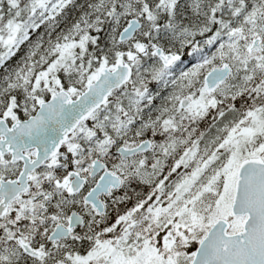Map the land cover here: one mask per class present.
Segmentation results:
<instances>
[{
    "label": "snow or ice",
    "instance_id": "6c2138e0",
    "mask_svg": "<svg viewBox=\"0 0 264 264\" xmlns=\"http://www.w3.org/2000/svg\"><path fill=\"white\" fill-rule=\"evenodd\" d=\"M42 26L0 81V264H264V0H0V65Z\"/></svg>",
    "mask_w": 264,
    "mask_h": 264
},
{
    "label": "trees",
    "instance_id": "16d2710c",
    "mask_svg": "<svg viewBox=\"0 0 264 264\" xmlns=\"http://www.w3.org/2000/svg\"><path fill=\"white\" fill-rule=\"evenodd\" d=\"M76 2H77V4H83V3H85V0H76ZM63 15L65 17V23H62L61 27L62 28H66V27H68L70 25V23L72 21H74L77 18L78 12L71 5H69L65 9ZM39 36H43L45 42L48 40V36L45 35L43 26L41 27V29H39L37 31V33L30 34L29 40L25 41V43L22 44L19 49H14V51L16 52L15 56H12V57L8 58L7 60H5L3 65H0V81H2L6 76L13 75L14 72L16 70H18V67H23V57L27 54L31 44L34 43ZM54 39H55V36H53V40ZM44 46L47 47V44L45 43ZM207 51L210 54L212 51H214V49H208ZM37 59H38V57H37ZM190 59H193V58L192 57H188L189 67H192V65L196 62V60L195 59L194 60H190ZM188 60H186V61H188ZM150 87H151V90L153 92L156 91L155 85H152ZM171 91H172L171 87H169L167 90H165L162 93V95L159 98H157V100L155 101V104L157 106H159L163 102V97L167 96ZM236 106L237 107L240 106L239 102H237ZM152 114L154 116L156 113L153 112ZM209 125H210V123H208V125H206V127H209ZM192 126L193 127H197L198 131H200L199 123H198V125H192ZM209 136H211V135H209ZM149 139H154V138L149 136ZM156 140L157 141H162L163 137L162 136H157ZM201 147H203V142L201 143ZM170 162L171 161H169V163ZM150 192H151V188L150 187H145V191L144 190L140 191V189H138V187L135 185V183L132 184L131 187H130V190H129V193L132 196V200L129 201L127 207L130 208L135 203L134 197H136L137 194H139L140 196H148V194ZM123 210H124L123 207H121L120 211L123 212Z\"/></svg>",
    "mask_w": 264,
    "mask_h": 264
},
{
    "label": "flooded vegetation",
    "instance_id": "af4514ba",
    "mask_svg": "<svg viewBox=\"0 0 264 264\" xmlns=\"http://www.w3.org/2000/svg\"><path fill=\"white\" fill-rule=\"evenodd\" d=\"M187 68H189V67H187ZM211 122H212V117L211 116H208L204 120L200 121L199 122L200 131H205L208 135H215V133H216L215 128H212L211 131L209 132L208 131L209 127H206V125H208V123L211 124ZM220 126L222 127L223 125L221 124ZM154 139H156V137ZM177 171H178V173H180V172H184L186 170L183 167H181ZM177 179H178V175L174 173L173 176L169 179V181H166L165 183L167 185V184H169L172 181L177 180ZM135 185L138 187V189H140V191H142V190L145 191V187H149L148 185H140V184H135ZM167 190L168 189L166 188V191ZM143 197L147 198V196H143ZM134 199H135L134 201H136L137 196L134 197ZM161 199L164 201V204H162V205H166V197H162ZM152 203H156V201L153 200ZM112 215H113V217H115V215H116L115 211H113Z\"/></svg>",
    "mask_w": 264,
    "mask_h": 264
},
{
    "label": "rangeland",
    "instance_id": "374dc122",
    "mask_svg": "<svg viewBox=\"0 0 264 264\" xmlns=\"http://www.w3.org/2000/svg\"><path fill=\"white\" fill-rule=\"evenodd\" d=\"M161 206H166V205H161ZM164 233H162L161 235H163Z\"/></svg>",
    "mask_w": 264,
    "mask_h": 264
}]
</instances>
